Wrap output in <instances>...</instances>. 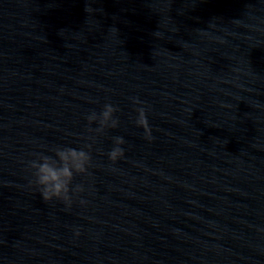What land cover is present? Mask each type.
Wrapping results in <instances>:
<instances>
[{"label":"water","instance_id":"water-1","mask_svg":"<svg viewBox=\"0 0 264 264\" xmlns=\"http://www.w3.org/2000/svg\"><path fill=\"white\" fill-rule=\"evenodd\" d=\"M86 144L44 201L29 162ZM0 264H264V0H0Z\"/></svg>","mask_w":264,"mask_h":264},{"label":"clouds","instance_id":"clouds-1","mask_svg":"<svg viewBox=\"0 0 264 264\" xmlns=\"http://www.w3.org/2000/svg\"><path fill=\"white\" fill-rule=\"evenodd\" d=\"M134 103L141 104L142 102L135 98ZM118 110V107L108 103L104 105L101 113L92 112L89 114L87 116L89 125L93 123L99 125L95 129L89 127V131L104 133L108 128H117L120 121L115 113ZM136 112L138 113L135 121L136 125L144 129L146 139H153L147 110L144 107H138ZM113 140L115 146L108 153V156L115 163L125 155L122 146L126 141L122 136L114 137ZM91 148V144H86L82 148L65 146L52 149L54 156L44 153L36 154V159L29 162V169L34 177L30 183L38 188L44 201L51 202L55 199L71 206L73 193L79 194L84 191L82 185L77 184L73 187V182L77 175L89 174V168L93 162ZM81 203H86V201L82 200ZM77 235H79V232H77Z\"/></svg>","mask_w":264,"mask_h":264}]
</instances>
